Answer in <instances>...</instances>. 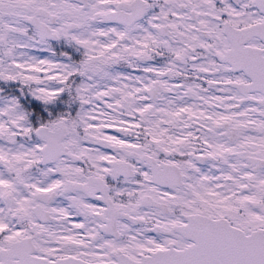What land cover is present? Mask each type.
<instances>
[{
	"label": "snow or ice",
	"instance_id": "1",
	"mask_svg": "<svg viewBox=\"0 0 264 264\" xmlns=\"http://www.w3.org/2000/svg\"><path fill=\"white\" fill-rule=\"evenodd\" d=\"M0 264H264V0H0Z\"/></svg>",
	"mask_w": 264,
	"mask_h": 264
}]
</instances>
